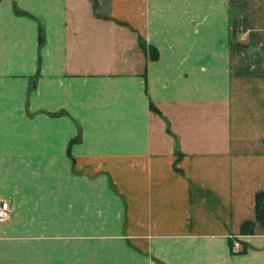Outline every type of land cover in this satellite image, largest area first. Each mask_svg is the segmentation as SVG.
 Segmentation results:
<instances>
[{
	"label": "crops",
	"instance_id": "1",
	"mask_svg": "<svg viewBox=\"0 0 264 264\" xmlns=\"http://www.w3.org/2000/svg\"><path fill=\"white\" fill-rule=\"evenodd\" d=\"M260 191L264 0H0V199L35 261L264 264Z\"/></svg>",
	"mask_w": 264,
	"mask_h": 264
},
{
	"label": "rangeland",
	"instance_id": "2",
	"mask_svg": "<svg viewBox=\"0 0 264 264\" xmlns=\"http://www.w3.org/2000/svg\"><path fill=\"white\" fill-rule=\"evenodd\" d=\"M25 175L29 176V178H32L31 171H26ZM29 194L30 196L26 198L25 201H23V207L20 211V215L22 216L25 225H31L32 216L34 214L38 213V215L41 217L44 212L46 213V210H42L40 208L38 209L32 206V192H29ZM13 204L14 203L9 204L8 201L10 211L6 220L2 221V223H4L5 225L10 226V230H8L7 234L0 232V264H47L46 261L41 259H39L38 261L34 260L35 253L32 249L33 244L31 245L30 243L29 234L23 235L22 242H18L22 245H18V243L15 242L16 235H19V233H16V229L17 227H20V225L19 223H16L14 220H12L13 215H15L17 212V210L15 211L16 204L15 209ZM44 204H47V201H44ZM43 220H45L46 222L47 218L42 219V222ZM3 241H6V243H4Z\"/></svg>",
	"mask_w": 264,
	"mask_h": 264
},
{
	"label": "trees",
	"instance_id": "3",
	"mask_svg": "<svg viewBox=\"0 0 264 264\" xmlns=\"http://www.w3.org/2000/svg\"><path fill=\"white\" fill-rule=\"evenodd\" d=\"M255 200V220L264 228V191L257 192L254 197ZM252 222H243L242 231L252 232Z\"/></svg>",
	"mask_w": 264,
	"mask_h": 264
},
{
	"label": "built area",
	"instance_id": "4",
	"mask_svg": "<svg viewBox=\"0 0 264 264\" xmlns=\"http://www.w3.org/2000/svg\"><path fill=\"white\" fill-rule=\"evenodd\" d=\"M10 208L8 205V202L0 199V221H4L6 220L8 214H9ZM239 249V244L237 242H233V246H232V251H238Z\"/></svg>",
	"mask_w": 264,
	"mask_h": 264
}]
</instances>
